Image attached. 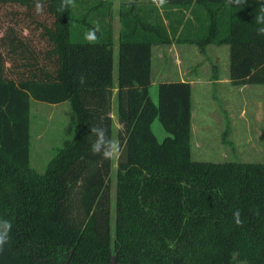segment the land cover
<instances>
[{"label":"trees","instance_id":"16d2710c","mask_svg":"<svg viewBox=\"0 0 264 264\" xmlns=\"http://www.w3.org/2000/svg\"><path fill=\"white\" fill-rule=\"evenodd\" d=\"M262 2L238 9L226 0H167L164 10L180 12L174 25L152 0L149 9L122 3L115 83L112 0H75L63 12L61 0H41V19L35 0H0L25 7L44 42L35 53L14 27L1 29L0 219L12 229L0 264H264V162L194 160L190 83L161 81L158 103L149 96L152 47L173 41L200 51L226 44L231 84L264 85ZM97 24L90 44L84 34ZM17 57L22 69L9 77L6 63ZM31 99L68 101L75 115L72 138L42 173L29 160ZM113 102L122 147L114 201L113 162L92 154L89 132L100 124L113 138ZM155 117L168 133L162 142L150 127Z\"/></svg>","mask_w":264,"mask_h":264},{"label":"rangeland","instance_id":"374dc122","mask_svg":"<svg viewBox=\"0 0 264 264\" xmlns=\"http://www.w3.org/2000/svg\"><path fill=\"white\" fill-rule=\"evenodd\" d=\"M128 0H112L111 7V24L113 29V78H117V61H118V10L122 3ZM26 8L18 5H0V35L1 29L14 27L16 33L31 48L38 52L44 47V42L39 36V28L35 25L28 24L29 17L26 16ZM34 15L41 19L43 12ZM12 55L5 54V57ZM215 56L218 60L219 72L224 71L223 61L224 51L215 52L211 46H207L203 51L198 50L194 45H184L173 41L168 45L157 46L153 50L152 61V84L149 87V96L154 104L158 103V84L161 81L187 79L190 75L205 76L213 70ZM22 59L16 58L14 62L6 63V75L14 77L17 71L22 69ZM206 77V76H205ZM259 85V84H258ZM264 87V85H263ZM257 89V90H256ZM262 88H252L250 95L258 94L259 103L254 105L249 103L246 106L247 117L251 120L254 132L253 143H246L243 140H232L233 137H224L225 119L232 112L238 115L243 106L238 104L237 98L231 97L228 91L220 94L218 90L210 88L208 91L209 100V117L206 125L198 124L196 103H194L192 134L190 139L191 155L194 160L224 162H264V92ZM196 87L193 89L195 102ZM222 95V96H221ZM224 97L231 98V104ZM115 102H113L112 114L113 119V138L117 139V131L121 127L117 121L115 113ZM224 122V123H223ZM75 127V115L68 101L57 104L30 100L29 109V131H30V148L29 160L30 165L38 172H44L48 162L55 155L57 149L62 146L63 142L72 138ZM158 142L168 136V133L162 126L158 117H155L150 124ZM256 127V129H255ZM240 128V126H238ZM228 135V134H227ZM263 137V138H262ZM117 158H111L112 170L110 173L111 198L114 201Z\"/></svg>","mask_w":264,"mask_h":264},{"label":"crops","instance_id":"0c3cea01","mask_svg":"<svg viewBox=\"0 0 264 264\" xmlns=\"http://www.w3.org/2000/svg\"><path fill=\"white\" fill-rule=\"evenodd\" d=\"M128 1H131V0H128ZM136 3L139 4L142 9H145V8L149 9L152 6H155V4L153 5L150 4V0H136ZM164 11L165 13L167 11L169 15L167 19H164V22L167 23L170 20L172 24L174 25L176 16L180 12L176 8L167 9V10H164L163 8H159V12L161 14ZM181 12L184 13V19H187L188 17H190L189 10L183 9ZM197 27H198L197 25L192 24L189 27H187L186 32L193 33L196 31ZM119 29H120V24L118 26L117 33H119ZM113 43H114V38H113ZM182 44L194 45L191 43H182ZM157 46H163V45H154L152 47V61H153V50ZM207 46H211V48H213L215 52H217V50L224 51V60H225L223 61L224 71L219 72L218 70L219 66L217 65L218 60L216 59L217 57L215 56L216 60H215V64L213 65V70L210 72V74L208 73L207 75H205L206 77L205 76L201 77L198 75H190V77H188L187 79H184V78L179 79L180 81H188L191 85V103H192L191 119L193 121L194 103H196L198 124L201 126L206 125L208 122V117H209V114H208L209 112L208 92L209 91L208 90L210 88H213L214 90L217 89L218 92H220V94L224 93L225 91H228L231 97L234 95L237 98L238 104L243 107L240 109V113L237 116L233 115L232 112L228 115L227 119H225V121L227 122L225 123L226 127L225 129L222 130V133L225 132L224 137L226 138H228L229 136L233 137L232 140L234 141L238 140L239 136H241L240 140H243L246 143H253V138L254 136H258V133L254 132L252 122L247 117L246 106L249 105V103L257 106L260 100L258 97V94L254 93V95L253 94L250 95L249 94L250 90L252 88H262L260 90H263L264 92V87L262 84H259V85L258 84H245L242 86H236V85L231 84L230 79H229V69H228V63H229L228 45L223 44V45L218 46L214 44H209ZM207 46L205 48H207ZM113 70H114V66H113ZM168 81H178V80H168ZM194 87H196L195 102H194V97H193ZM224 98L225 100L228 101V103L231 104V100H232L231 98L229 97H224ZM238 126H240V128H238Z\"/></svg>","mask_w":264,"mask_h":264},{"label":"clouds","instance_id":"9594fccd","mask_svg":"<svg viewBox=\"0 0 264 264\" xmlns=\"http://www.w3.org/2000/svg\"><path fill=\"white\" fill-rule=\"evenodd\" d=\"M152 2L158 8H163L167 3V0H152ZM246 2L247 0H226L228 5L234 6L238 9L242 8ZM74 6L75 0H61L60 10L63 12ZM35 11L37 14L44 11L41 0H35ZM255 19L256 23L261 25V27L257 29V34L264 36V2L261 3L259 13ZM99 31L100 28L98 24L89 28L84 34V39L90 44L95 43L98 39L97 33ZM79 83L81 85L85 83V78L82 75L79 77ZM89 132L94 137L93 142L91 143V152L93 155L100 156L102 159H110L121 154L122 147L119 139L109 137L105 127L100 124H93L89 128ZM232 219L237 226L243 224L239 210L232 213ZM11 229L12 223L10 220L0 219V252L4 251V245L7 244L10 239Z\"/></svg>","mask_w":264,"mask_h":264}]
</instances>
